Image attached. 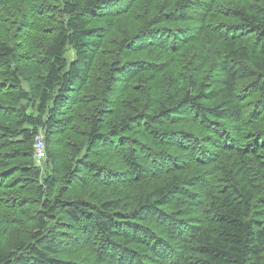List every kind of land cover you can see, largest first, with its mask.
<instances>
[{"label":"trees","instance_id":"16d2710c","mask_svg":"<svg viewBox=\"0 0 264 264\" xmlns=\"http://www.w3.org/2000/svg\"><path fill=\"white\" fill-rule=\"evenodd\" d=\"M0 264H264V0H0Z\"/></svg>","mask_w":264,"mask_h":264},{"label":"built area","instance_id":"2783aa9c","mask_svg":"<svg viewBox=\"0 0 264 264\" xmlns=\"http://www.w3.org/2000/svg\"><path fill=\"white\" fill-rule=\"evenodd\" d=\"M45 158L44 143L42 134H38L34 142L33 159L36 163H41Z\"/></svg>","mask_w":264,"mask_h":264},{"label":"rangeland","instance_id":"374dc122","mask_svg":"<svg viewBox=\"0 0 264 264\" xmlns=\"http://www.w3.org/2000/svg\"><path fill=\"white\" fill-rule=\"evenodd\" d=\"M26 67H29V65H26ZM44 151H45V147H44ZM45 153H46V152H45ZM45 155H46V154H45ZM44 160H45V158H44ZM44 160H43V161H44ZM43 161H42L41 163H39V164L36 163L35 161H34V162H35V164H36L37 166H39V167L41 168V167L43 166V165H42V164H43Z\"/></svg>","mask_w":264,"mask_h":264}]
</instances>
